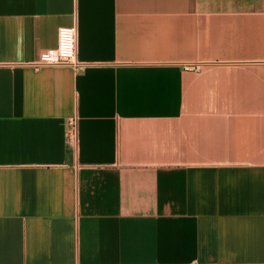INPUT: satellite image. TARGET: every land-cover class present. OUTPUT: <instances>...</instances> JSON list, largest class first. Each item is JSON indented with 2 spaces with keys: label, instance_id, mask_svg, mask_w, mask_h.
I'll use <instances>...</instances> for the list:
<instances>
[{
  "label": "crops",
  "instance_id": "obj_1",
  "mask_svg": "<svg viewBox=\"0 0 264 264\" xmlns=\"http://www.w3.org/2000/svg\"><path fill=\"white\" fill-rule=\"evenodd\" d=\"M0 264H264V0H0Z\"/></svg>",
  "mask_w": 264,
  "mask_h": 264
},
{
  "label": "built area",
  "instance_id": "obj_2",
  "mask_svg": "<svg viewBox=\"0 0 264 264\" xmlns=\"http://www.w3.org/2000/svg\"><path fill=\"white\" fill-rule=\"evenodd\" d=\"M78 27L77 24L63 26L58 32V42L55 47L47 48L40 53L37 60L29 64L35 69L46 66L69 65L81 68L84 62L78 58ZM66 138L69 144L78 142L79 138V117L70 116L67 120Z\"/></svg>",
  "mask_w": 264,
  "mask_h": 264
}]
</instances>
